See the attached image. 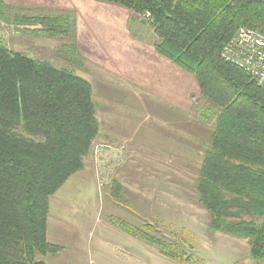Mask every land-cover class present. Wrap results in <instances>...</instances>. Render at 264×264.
Returning <instances> with one entry per match:
<instances>
[{
  "label": "trees",
  "instance_id": "trees-1",
  "mask_svg": "<svg viewBox=\"0 0 264 264\" xmlns=\"http://www.w3.org/2000/svg\"><path fill=\"white\" fill-rule=\"evenodd\" d=\"M95 1L139 17L148 12L153 50L195 77L196 110L213 128L193 188L207 228L245 240L249 257L264 261V89L220 57L240 27L264 35V0ZM11 22L39 26L29 32L48 39L70 34L68 16L15 15ZM92 94L68 68L11 52L0 40V264H45L63 252L47 237L49 198L83 170L99 136ZM110 192L120 196L118 182ZM113 221L161 255L184 258L179 243Z\"/></svg>",
  "mask_w": 264,
  "mask_h": 264
},
{
  "label": "rangeland",
  "instance_id": "rangeland-1",
  "mask_svg": "<svg viewBox=\"0 0 264 264\" xmlns=\"http://www.w3.org/2000/svg\"><path fill=\"white\" fill-rule=\"evenodd\" d=\"M0 4L4 46L88 81L100 123L83 170L49 198L48 238L64 251L59 260L47 256L45 264H75L76 254L80 264H101V257L118 263V238L103 233L102 220L109 217L179 243L189 258L165 261L155 254L153 264H264L249 257L245 240L209 233L207 213L193 188L212 121L201 120L196 110L195 77L153 50L156 38L144 18L95 0ZM15 15L68 16L70 34L66 39L35 35L29 31L40 27L14 24ZM113 181L120 185L117 198L109 193Z\"/></svg>",
  "mask_w": 264,
  "mask_h": 264
},
{
  "label": "built area",
  "instance_id": "built-area-1",
  "mask_svg": "<svg viewBox=\"0 0 264 264\" xmlns=\"http://www.w3.org/2000/svg\"><path fill=\"white\" fill-rule=\"evenodd\" d=\"M149 19L148 12L141 15ZM220 57L243 70L257 86L264 89V35L240 27L221 49Z\"/></svg>",
  "mask_w": 264,
  "mask_h": 264
},
{
  "label": "crops",
  "instance_id": "crops-1",
  "mask_svg": "<svg viewBox=\"0 0 264 264\" xmlns=\"http://www.w3.org/2000/svg\"><path fill=\"white\" fill-rule=\"evenodd\" d=\"M131 13V12H130ZM138 19L139 16H137ZM134 19V18H133ZM136 19V18H135ZM137 19V20H138ZM107 160L108 154H106ZM105 157V156H104ZM129 222H131L130 219H128ZM132 223V222H131ZM133 224V223H132ZM102 226H103V233L106 234V236L114 237L116 236L118 238V244L116 245V251H117V261L116 264H153L152 261H150V258H155V254L157 255L158 259L162 257L166 261V257L162 256L159 252H155V248L152 246H149V244L142 242L136 237H133L120 228L117 227L115 222L112 220L111 217L102 220ZM47 237H48V230H47ZM52 243H57L56 241L50 240ZM109 246H112L110 242H108ZM77 250L73 253H79L82 249V245L75 247ZM115 250V248H113ZM64 251V250H63ZM63 253V252H62ZM61 254H58L56 257H58V260L61 259ZM61 256V257H60ZM71 258V255H70ZM72 262L75 264H80L81 257H78V254L76 256L72 257ZM102 261L101 264H113L111 261H105L106 258L101 257Z\"/></svg>",
  "mask_w": 264,
  "mask_h": 264
}]
</instances>
